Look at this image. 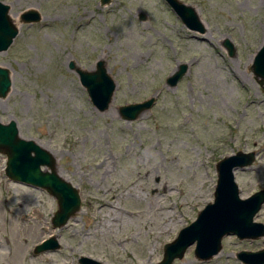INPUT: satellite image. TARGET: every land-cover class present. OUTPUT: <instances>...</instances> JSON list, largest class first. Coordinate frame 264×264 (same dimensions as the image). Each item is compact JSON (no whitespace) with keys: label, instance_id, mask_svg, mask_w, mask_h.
Listing matches in <instances>:
<instances>
[{"label":"rangeland","instance_id":"1","mask_svg":"<svg viewBox=\"0 0 264 264\" xmlns=\"http://www.w3.org/2000/svg\"><path fill=\"white\" fill-rule=\"evenodd\" d=\"M0 1L20 30L0 53L12 81L0 123L15 121L21 137L50 151L82 199L67 225L54 227L57 200L9 179L0 152V264H11L12 238L26 246L25 264H157L214 202L217 164L239 151L257 153L253 166L235 171L241 198L264 189V91L251 70L264 43V0H180L196 8L205 34L189 30L165 0ZM30 9L43 20L23 24ZM99 60L117 83L104 112L69 68L93 71ZM181 65L186 74L169 86ZM151 98L137 120L121 118V106ZM52 237L60 248L37 254ZM195 248L174 264H243L238 253L264 249V238L228 235L205 262Z\"/></svg>","mask_w":264,"mask_h":264},{"label":"water","instance_id":"2","mask_svg":"<svg viewBox=\"0 0 264 264\" xmlns=\"http://www.w3.org/2000/svg\"><path fill=\"white\" fill-rule=\"evenodd\" d=\"M111 0H101L103 6ZM182 23L191 31L200 34L207 32V27L198 11L193 6L180 0H165ZM144 19V17L142 18ZM23 24H35L43 20L40 11L30 9L20 16ZM19 26L15 23L11 6L0 1V53L9 50L19 35ZM229 56H234V44L227 39L224 42ZM69 68L79 76L82 86L87 90L93 105L104 112L113 102L117 88L115 79L110 75L105 60H99L93 71L84 70L71 62ZM251 70L264 91V43L257 52ZM187 72V66L167 79L171 87L177 86ZM12 88L10 71L0 67V98H6ZM155 104L151 98L144 102L120 107V116L126 121L137 120L141 114ZM0 152L7 156L6 174L14 182L27 184L46 190L58 202V211L52 218L56 228H63L69 220L81 210L80 192L71 182L64 179L57 171V160L47 149L34 140H26L20 135L15 121L0 123ZM257 159L255 152H237L225 157L217 164L218 180L215 199L200 212L196 221L180 231L177 238L164 246L163 259L157 264H174L184 258L187 250L195 244V257L198 261H209L222 251L224 237L235 235L239 240H259L264 238V223L256 222V217L264 207V189L249 198H241L236 182L235 171L247 169ZM60 248L56 238L52 237L38 245L37 254L55 251ZM243 264H264V249L242 251L237 255ZM80 264H103L89 257H82Z\"/></svg>","mask_w":264,"mask_h":264},{"label":"bare ground","instance_id":"3","mask_svg":"<svg viewBox=\"0 0 264 264\" xmlns=\"http://www.w3.org/2000/svg\"><path fill=\"white\" fill-rule=\"evenodd\" d=\"M13 14V17H16ZM12 243L14 244V251L10 253L8 259L11 264H25V258L27 253L26 246L18 240L12 238Z\"/></svg>","mask_w":264,"mask_h":264},{"label":"flooded vegetation","instance_id":"4","mask_svg":"<svg viewBox=\"0 0 264 264\" xmlns=\"http://www.w3.org/2000/svg\"><path fill=\"white\" fill-rule=\"evenodd\" d=\"M259 215V214H258ZM258 215H257V217H256V222H258V223H264V222H260V221H258Z\"/></svg>","mask_w":264,"mask_h":264}]
</instances>
